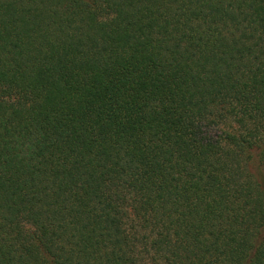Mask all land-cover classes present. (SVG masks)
I'll return each instance as SVG.
<instances>
[{
	"label": "trees",
	"instance_id": "obj_1",
	"mask_svg": "<svg viewBox=\"0 0 264 264\" xmlns=\"http://www.w3.org/2000/svg\"><path fill=\"white\" fill-rule=\"evenodd\" d=\"M0 264H264V0H0Z\"/></svg>",
	"mask_w": 264,
	"mask_h": 264
}]
</instances>
